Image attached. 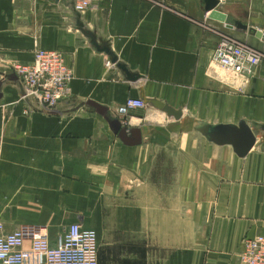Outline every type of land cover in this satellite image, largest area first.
<instances>
[{
    "label": "crops",
    "instance_id": "0c3cea01",
    "mask_svg": "<svg viewBox=\"0 0 264 264\" xmlns=\"http://www.w3.org/2000/svg\"><path fill=\"white\" fill-rule=\"evenodd\" d=\"M0 0V221L93 228L99 264H243L264 235V57L251 77L212 62L221 35L264 56V0ZM94 36V38L92 37ZM107 46L111 54L104 49ZM63 54L70 97L24 113L13 66ZM115 56V58H114ZM110 62V64H108ZM144 108L122 110L129 98Z\"/></svg>",
    "mask_w": 264,
    "mask_h": 264
},
{
    "label": "built area",
    "instance_id": "2783aa9c",
    "mask_svg": "<svg viewBox=\"0 0 264 264\" xmlns=\"http://www.w3.org/2000/svg\"><path fill=\"white\" fill-rule=\"evenodd\" d=\"M97 1L74 0V9L83 12ZM263 57L258 48L223 34L213 50L212 62L229 75L251 77ZM13 71L22 87L25 114L39 110L53 113L70 97L73 71L56 50L36 48L34 59L16 63ZM145 106L143 99L129 97L122 110ZM3 227L0 221V264H99V238L93 228L72 223L51 242L43 226L26 225L9 233H4ZM242 243L243 264H264V235L246 236Z\"/></svg>",
    "mask_w": 264,
    "mask_h": 264
},
{
    "label": "water",
    "instance_id": "95a60500",
    "mask_svg": "<svg viewBox=\"0 0 264 264\" xmlns=\"http://www.w3.org/2000/svg\"><path fill=\"white\" fill-rule=\"evenodd\" d=\"M204 2H205V10L209 13V16L211 18H215V19H218L220 21L225 22L227 27H229V28H234V27L240 28V27H242V28L250 31L251 33H255L257 36H260V37L263 36V33L259 30H256L254 28H249L247 26L242 25L239 22H234V23L229 22L227 14L219 8V5H220L219 0H204ZM92 37L94 38V36H92ZM101 49L107 50L111 54V52L107 46H103ZM114 58H115V56H114Z\"/></svg>",
    "mask_w": 264,
    "mask_h": 264
}]
</instances>
